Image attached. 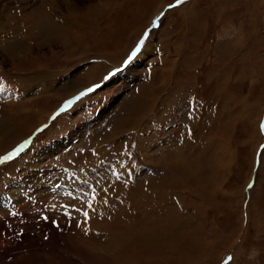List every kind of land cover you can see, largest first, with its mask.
<instances>
[{"label":"rangeland","instance_id":"374dc122","mask_svg":"<svg viewBox=\"0 0 264 264\" xmlns=\"http://www.w3.org/2000/svg\"><path fill=\"white\" fill-rule=\"evenodd\" d=\"M0 12V156L45 128L0 166V264H264V0H0ZM73 21L69 44L51 38ZM146 31V65L131 71L138 55L50 119ZM64 166L99 187L87 219L62 215L71 202L51 188Z\"/></svg>","mask_w":264,"mask_h":264},{"label":"bare ground","instance_id":"6f19581e","mask_svg":"<svg viewBox=\"0 0 264 264\" xmlns=\"http://www.w3.org/2000/svg\"><path fill=\"white\" fill-rule=\"evenodd\" d=\"M2 12V11H1ZM0 12V13H1ZM73 24H74V21H73V23L72 22H66L65 23V25H63V26H61V25H58V27L59 28H57V26H55V30L54 29H52V31H53V34L54 33H56V34H54L51 38H58L59 37V35H62L61 37H63L64 38V42L67 44L68 42L67 41H69L70 40V38H71V36L70 35H72V34H70V33H72V29L71 28H73L74 26H73ZM77 26V25H76ZM76 31V30H75ZM59 33V34H58ZM75 33V32H74ZM77 33H78V31H77ZM78 36H80V35H78ZM75 38H76V36H75ZM72 39V38H71ZM58 40V39H57ZM56 40H52L51 42H55ZM77 42V41H76ZM72 43H73V41H72ZM69 44V43H68ZM70 45H72V44H70ZM148 46L146 47V49H145V52L143 53V54H141V55H139V57L136 59V64L135 65H130V69H131V71H135L140 65H146L147 64V62L146 61H148L147 60V55L150 53V52H152L151 51V48H152V45L151 44H147ZM9 46H11V45H9ZM37 46V45H36ZM23 48V46H16V47H14L13 48V50H12V48H10V47H8V48H10L8 51L9 52H11V51H13V52H16V50L18 49L19 50V48ZM21 50H23V49H20L19 51H21ZM29 52V51H28ZM12 53V52H11ZM141 53V52H140ZM10 54V53H9ZM145 54H146V56H145ZM10 55H12V54H10ZM138 61V62H137ZM142 61V62H141ZM141 62V63H140ZM140 63V64H139ZM137 66V67H136ZM165 71V70H164ZM166 74V72L164 73V75ZM95 75V74H94ZM166 75H168V74H166ZM170 75V74H169ZM162 76V75H161ZM164 77V76H163ZM168 77V76H167ZM153 92L154 91H151L150 89H148V90H146V93H145V95L143 96V95H139V98H138V100H137V102H136V109H139V110H147L148 111V107L146 106V105H143L145 102L147 103V102H149V101H151V95L153 94ZM156 99V98H155ZM142 102H144L143 104H142ZM154 102V101H153ZM151 103H152V101H151ZM155 103V102H154ZM153 103V104H154ZM148 106H149V104H148ZM145 107V108H144ZM150 109V108H149ZM151 110V109H150ZM138 114V113H137ZM145 115V114H144ZM135 122V121H134ZM163 161V160H162ZM41 199V198H40ZM38 200V199H37ZM39 227V226H38ZM29 229H30V227H29Z\"/></svg>","mask_w":264,"mask_h":264},{"label":"snow or ice","instance_id":"6c2138e0","mask_svg":"<svg viewBox=\"0 0 264 264\" xmlns=\"http://www.w3.org/2000/svg\"><path fill=\"white\" fill-rule=\"evenodd\" d=\"M183 2H184V0H177V5H178V4H181V3H183ZM173 6H175V5H170V7H173ZM153 26L155 27V24H154ZM147 37H148V32L146 31L145 34H144V38L141 39V41H140L139 44L137 45V48H136L135 51L132 53V56H135L136 53L139 52V50H140V46L143 45L144 40H146ZM132 56L129 57V60L132 59ZM126 63H127V61H126ZM106 79H107V78H106ZM96 87H99V85H97ZM94 90H95V89L90 88V89L87 90V92H82V93H80L79 96L75 97L73 100H69V101H67V102L65 103V105H64V109H62V111H63V110H66V109H68V108H70V107L75 103L76 100H79L81 97L87 95L88 92H92V91H94ZM23 147H24V145H21V146L16 150V152H15V153H12L11 155H15V154L19 153L20 151L23 150ZM11 155H10L9 157H7V158L10 159V158H11ZM88 207L91 208V203H89ZM82 214L85 216L86 219L88 218V212H83ZM231 259H232V257L229 256V257H228V260L225 261V264H228V261H230Z\"/></svg>","mask_w":264,"mask_h":264}]
</instances>
